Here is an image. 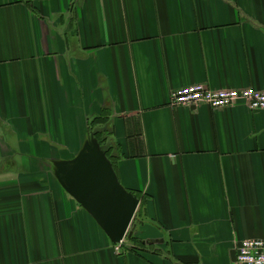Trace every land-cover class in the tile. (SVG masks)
Instances as JSON below:
<instances>
[{"label": "crops", "instance_id": "0c3cea01", "mask_svg": "<svg viewBox=\"0 0 264 264\" xmlns=\"http://www.w3.org/2000/svg\"><path fill=\"white\" fill-rule=\"evenodd\" d=\"M193 84L264 90V0H0V264H232L264 240V109L170 105ZM96 132L139 199L120 252L54 174Z\"/></svg>", "mask_w": 264, "mask_h": 264}, {"label": "water", "instance_id": "95a60500", "mask_svg": "<svg viewBox=\"0 0 264 264\" xmlns=\"http://www.w3.org/2000/svg\"><path fill=\"white\" fill-rule=\"evenodd\" d=\"M54 174L64 189L100 226L112 244L130 235L139 199L118 181L94 135L70 160L56 161Z\"/></svg>", "mask_w": 264, "mask_h": 264}, {"label": "built area", "instance_id": "2783aa9c", "mask_svg": "<svg viewBox=\"0 0 264 264\" xmlns=\"http://www.w3.org/2000/svg\"><path fill=\"white\" fill-rule=\"evenodd\" d=\"M237 102L246 103L251 109H264V90L253 87L244 89H210L202 84H193L176 89L170 94L171 106L195 108L206 104L210 108L232 107ZM120 252L122 242L114 244ZM232 264H264V240L245 239L235 247Z\"/></svg>", "mask_w": 264, "mask_h": 264}, {"label": "rangeland", "instance_id": "374dc122", "mask_svg": "<svg viewBox=\"0 0 264 264\" xmlns=\"http://www.w3.org/2000/svg\"><path fill=\"white\" fill-rule=\"evenodd\" d=\"M92 129H93V128H92ZM108 136H109V134H107V133L105 134V133H104V135L102 136V138L99 137V139H101L100 142L102 141V139H103V140L105 139L106 142L110 144V138H109ZM106 142L103 143V145H102V149H105V148L107 147L108 144H106ZM122 248H123V246H122Z\"/></svg>", "mask_w": 264, "mask_h": 264}, {"label": "trees", "instance_id": "16d2710c", "mask_svg": "<svg viewBox=\"0 0 264 264\" xmlns=\"http://www.w3.org/2000/svg\"><path fill=\"white\" fill-rule=\"evenodd\" d=\"M96 119H99V118H95L94 120H96ZM93 120V121H94ZM98 134H97V132L96 133H94V136H97ZM101 138V135H98V138ZM102 142V141H101ZM100 142V143H101ZM104 151H105V153H106V155H107V157L110 159V153H109V151L107 150V149H104Z\"/></svg>", "mask_w": 264, "mask_h": 264}]
</instances>
